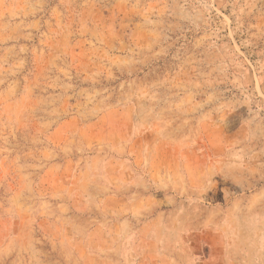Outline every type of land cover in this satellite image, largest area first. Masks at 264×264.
<instances>
[{
  "label": "rangeland",
  "instance_id": "374dc122",
  "mask_svg": "<svg viewBox=\"0 0 264 264\" xmlns=\"http://www.w3.org/2000/svg\"><path fill=\"white\" fill-rule=\"evenodd\" d=\"M0 264H264V0H0Z\"/></svg>",
  "mask_w": 264,
  "mask_h": 264
}]
</instances>
